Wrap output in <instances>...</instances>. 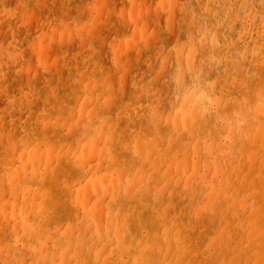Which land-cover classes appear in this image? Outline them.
Segmentation results:
<instances>
[{"label": "bare ground", "instance_id": "1", "mask_svg": "<svg viewBox=\"0 0 264 264\" xmlns=\"http://www.w3.org/2000/svg\"><path fill=\"white\" fill-rule=\"evenodd\" d=\"M47 1L48 0H0V58H2L0 59V89L5 91V93L13 94V96H8L9 106H10L8 107L10 110L8 111L9 112L11 111L12 116L14 114L17 115L15 119L11 120V125L13 126L14 131L7 130L5 127L0 125V204L3 203L4 201L8 202L6 203L8 204V207L7 209H4V210L6 211L9 209L7 213H4L5 211L0 208V264H14L17 261L19 263L24 258V255L27 252V250L30 251L34 249H39V247H42V246H45V248L48 247L50 248V250H53V248H55L54 251H56V254H55L54 261L56 263L54 262V264H62L63 256L65 259L66 258L71 259L72 260L71 263L76 264L79 258L84 255L90 256V262L87 264H94L96 261L103 262L105 260L110 261V264H116L118 261L120 262L122 258H125L127 254L131 253L132 252L131 250L136 245H138V242L134 240V237L131 233L128 223L126 221L120 220L121 216H119L117 212L115 211L117 208L115 207L114 210L111 209L108 212L109 206L107 207V205L102 204L107 199H110L112 201L114 199L112 196H116L115 194L118 195L119 191L121 192V190L125 191L126 186H127L126 183L130 184L129 178L124 179L123 177V173L125 172L126 174H128V170H130L128 168L130 166L129 164L130 161H128L127 157L124 155L125 152L124 153L122 152V150H124V147L121 146L122 140L118 138V137L125 138L126 133L119 134L116 132V134H114L115 127L117 126L118 123H120L118 122V116L113 117L112 115L111 117L106 118L105 114L108 115L109 113L118 112L119 114H122L120 117L121 118L124 117V123L126 124L128 123L129 118L133 114L130 111L132 107H129V105L131 104L134 105V103L138 104V102L134 101V97H136L137 95L144 96L148 94V89L145 87V85L143 84L139 76L138 71L140 70L136 69V67L133 65L131 60H129V63L126 62L127 64H124V65L121 62L124 56L129 57L131 55L132 57L131 50L133 48L134 50L136 49L140 57L145 56L146 53L148 55L151 53L155 54L156 52L154 48L152 49L153 45L151 42V38H153L154 32L149 34L147 32H142L138 30L137 32L134 33V35H132L131 38L126 39L125 41H121L119 44L116 43L112 45L113 46L112 52L116 56L115 64L123 70L121 72V76H122L121 84L127 85V82H128L127 80H129L128 85H127L129 88L127 86L125 87V85L122 86L121 84L119 88H114L113 87L114 85L112 86L111 82L109 81L110 82L109 88L106 93H103V94H106L105 99L110 102V103L109 102L107 103L106 101L104 102L105 104H107L105 106L108 107L105 110L100 109L99 107H89L90 101H91L90 99L91 91H88L83 101V105L80 109V110H83V112L80 113V116L83 119V123H81L80 125L82 127H78L76 129V131L78 132L77 134L74 131V134H75L74 136L77 135L76 137L80 139L78 140V142L80 141L79 142L80 144H78V147L76 149H72L73 147L68 144L67 145L65 144V146H62V145L59 146V141H60L59 138H58L59 141L58 140L54 141V138L60 130L64 129V127L63 129H61L62 128L61 112H63L65 107H68V108L72 107L71 101L69 98L70 91L72 89H75L76 91H78L79 83L83 82L84 80H89V82L91 81V83L92 81H94V83L96 84L94 87H96L97 89L103 88L102 86H100L101 85V75L103 73L102 67L100 65H97L95 69H93L92 66L90 65L91 66V70H90V66H84L85 64L87 65V63L90 62V60L94 61V56L96 57V55L93 54L92 52L94 51L96 47H100L98 45L99 43H102V36L101 34H99L98 30L96 29V25H97V22H95V20H97L96 17L92 18L90 21L85 22L84 25H81L80 23L82 22V19L80 18L79 20L80 14H78L77 12H80L83 10V5L88 3V0H79V2H77V0H66L65 5H68V6L71 5L72 7L73 6L72 4H74L76 7L75 9H77V11L74 10L73 12L70 11L69 9L67 12V18H68V22L70 23L69 26H71V28H69L68 26L65 27V23L62 21L63 25L61 23L56 24V28L54 29L53 33L44 34L42 25L43 23H45V20H43V17H40L39 14H42L45 8L51 6L47 3ZM96 1L95 2L97 4L96 3L95 4L98 6L104 3V0H96ZM141 1L142 0H132V2L129 3L130 5L129 8L131 9V12L134 13V16H138L139 18L140 16L142 17L145 16L144 14L145 12L143 11V9L142 10L140 8L137 9L138 8L137 3H139L140 6L143 5V2ZM186 1L188 3L190 2V6L192 8H191V11H186L187 10L186 8H183L182 10L178 11L179 19H180V28H181L180 36H181V39L183 37L182 35H185V38L193 36L196 39L198 38V40L200 41V44H202L201 46L197 44L195 47L198 50H201L203 48L200 53L197 52L198 56L200 54V57L197 60H198L199 65H202L203 68L205 67V69H203L205 70L203 71V73L205 72V74L203 75L202 73V75L196 78L195 81L192 79L194 78L192 77L194 74L191 76L192 78H190L192 80L190 79L186 80V77H185V80L183 81L184 83L185 81L186 83L187 82L192 83L194 81L193 83L194 85H198V84L201 85L202 88H200L197 95H195L196 93L195 92L193 97L197 96L196 98H194V101L196 99L197 104H199L201 108V111L200 109H199L200 112L198 111L199 114L197 115V117L200 116L199 119L201 120L202 118L201 122L204 121L206 123L207 121L210 120L211 117L215 119L218 118V115L216 114L217 111H214L211 113V110H205V115L202 116V114H204V110H202L204 107L202 106H204L205 102L207 101H208V104L211 105L210 100H209L210 96L215 95L220 90V87L222 85L220 81H214L213 83L209 82L212 76H214L215 74L221 73V71L224 69L227 71L229 70L233 71L232 69L235 68L236 72H234V74L232 75V79L239 86H243L248 78L247 73H249L250 71V68H251L250 66L255 61L260 63L258 65L256 75L258 77L264 76V0H202V1L201 0H186ZM199 1L204 2L205 4L204 9L201 8L200 6L201 3ZM171 2H177V0H161L158 8H161V7L163 8L164 5L166 6L167 3H171ZM12 4H14L15 7ZM72 9L73 8H71V10ZM18 18H20L22 21V28L20 27L21 29L15 28L16 20ZM54 33L56 34L54 35ZM253 33L256 34L255 38L253 37ZM154 37L156 39V36ZM170 37L172 38H168L169 40L173 39V36L170 35ZM74 39H79L80 45L85 49V51L82 54L80 53L76 54L77 53L76 51L74 56L69 57L68 53H70V51L67 52V50H70L72 46L74 47L73 44H75L74 41H76ZM7 41L9 42L5 44V42ZM157 42H155V44ZM22 44L23 45L25 44L27 47L29 46V48L32 49L38 56V59L35 64L36 68L34 70H31L29 67V65L31 64L30 61L28 60L24 61L23 59L20 60L23 54ZM188 44H187V47H189ZM88 46L90 47L88 48ZM186 48L185 50H183L184 52L186 51ZM184 52L182 56L184 55ZM66 54H67V57L65 58L64 56ZM197 55L195 57L198 58ZM182 59L183 58H181V60ZM237 59H238V63L235 66L234 62ZM190 62L193 63L197 61H193L192 59H190ZM182 63H183V60H182ZM173 64L174 63H171L170 66H172ZM220 64H222L223 67H220ZM140 67L142 68V66ZM192 67L197 69V67H195L194 64L192 65ZM183 69H185L184 66H183ZM166 70L169 71L167 67L165 68V71H164L165 73H167ZM184 72H186V70ZM194 72H195V69H194ZM168 73L171 78L173 79L175 78L174 81H176L177 83L180 82L179 80L184 77V76L174 77V75H172L170 71ZM163 75L165 78L168 77V74H163ZM185 76H186V73H185ZM161 77L162 76H160L161 80H158L160 82L163 81L162 80L163 77L162 78ZM39 81L40 82L43 81L47 87H44V88L39 87V84H38ZM123 82H126V83H123ZM164 83L167 84L168 81L165 80ZM164 83H162L161 85L163 86ZM70 85L72 87H69ZM256 86H259V88L263 89L262 87H264V81H261L259 79L256 82ZM12 88H15V91H16L15 94L13 93L14 91ZM49 88L53 89V92L55 93L53 96L51 95V93H49ZM184 88L185 87H183L182 89ZM197 88H199V86ZM47 89H48V93H46ZM243 93L251 94V89H248L244 91ZM77 101H79V99ZM114 102L117 104H114ZM122 102L127 105L124 106ZM237 102H240V101L238 100ZM259 103H257V105L260 106ZM110 104L112 105L114 104L113 106H116V107H112ZM254 104H256V102ZM108 105H110L111 107ZM259 106H257V108ZM247 107L245 105V108ZM185 109L187 110L186 107ZM220 109L218 110V112L220 111ZM189 111L191 112V110ZM250 111L252 110L250 109ZM74 112L77 113V111H74ZM252 112H251V115H253ZM151 114L152 113H149V115ZM149 117L150 119H152L151 116ZM229 119L231 118L229 117ZM147 120L146 122L149 123L150 120L149 121ZM188 121L186 124H188ZM230 121H232V119ZM230 121L229 120L227 121V124H228L227 128L232 125V124L229 125L231 123ZM36 124L40 128V134L42 136L37 135L36 137H32V135H29V131L32 127L34 129V126H36ZM236 125H238V123H236ZM156 127L157 125L155 126V128L153 127L155 132L154 131H153L154 133L151 132L152 136L155 137V139L152 138V140H150L153 143H157V141L159 140L158 139L159 132L156 129ZM124 128L126 129L127 125H125ZM169 131H171V129H169ZM192 132H193V129H192ZM39 137L42 138V141H39L40 139ZM62 140L65 141L64 139ZM75 144L77 145V143ZM128 145L129 147L132 146L129 143ZM201 147L203 148V146ZM67 149H69L70 152L67 153ZM216 149H217V152H219L218 151L219 148H215V152H216ZM222 149L223 147L221 148V150ZM235 149L237 150V148ZM130 151L132 150L130 149ZM204 151L206 152L207 150L205 149ZM204 151L202 152V154H204ZM228 151L229 150H227V152ZM222 153L220 154L219 152L220 157L222 155L223 158L225 157L227 158V155L229 153L226 154V150H222ZM155 154H157V152ZM223 155H226V156H223ZM71 156H74L76 159L74 160L73 158H71ZM259 157H262V156L260 155ZM18 158H19V161H18L19 163H18V166L16 165V168H15L13 164H15V160H18ZM77 159L81 163L82 162L86 164H89L92 162L94 163H92L91 165H88L91 167L85 166L86 168H84L83 166V170L81 172L78 170L77 172L75 171V169L71 170V168H69V167H72V165L77 164L78 162ZM261 159H259L260 162H261ZM109 160H110V163L107 166H105L106 162H108ZM223 166L225 165L223 164ZM261 166L262 165H260V167ZM255 168L259 172L260 169H257V166H255ZM188 170L189 168L187 169V171ZM72 171H75V172H72ZM187 171L185 172V174H187ZM65 172L67 173L72 172V175L74 176L75 180H78L79 183H82V181L85 182L84 180L87 179V183L85 184L86 186L84 188L83 187L80 188L81 190L79 191L77 200L79 203L78 207L81 209L80 210L81 216L80 215L79 216L80 218L81 217L83 218V220L79 218L81 222H85L86 220H88V223L92 222L91 229L89 228L90 229L89 231H87L86 229L83 231L82 225L84 223L81 224L76 219H73V216L71 213V207L74 208V205L72 203L73 201L71 202V199H68L67 201L62 200V193L59 191V188H60L61 180L64 179ZM94 176H97V178H94ZM144 178H146V174ZM208 178L209 177L203 178V179L201 178L202 179V181L200 180L201 182L199 181L200 178L199 179L196 178L195 180L192 179L193 181L192 180L190 181L192 182L195 181V183H193L192 186L191 185L190 186L193 187V185L196 184V180H198L199 185L202 183L204 184V186L206 184H209L210 186V181H208L210 178L209 179ZM204 179H208L207 181L209 183L204 181ZM78 181H77V184H78ZM172 181H171V184L173 183ZM189 182H188V186H189ZM202 184L200 186H202ZM212 184L213 183H211V185ZM199 185L197 188L198 189L202 188ZM75 187L76 186H74L73 188ZM128 188L130 189L132 187L130 186ZM207 189H205V191ZM175 191H174V194H175ZM186 191H190V192L193 191L192 193L194 194V190H190V188ZM178 192L176 191V193ZM163 195H164L163 197H165V193ZM226 195H228V197L226 198L228 202L229 197L230 199L232 197L229 196V192ZM88 196L92 197L90 198L93 200L92 204L89 203L88 201L86 202ZM175 196L176 195H174V197ZM186 197H184V199ZM200 198L198 199V201L200 200ZM165 199H167V197H165ZM212 199H213V196H212ZM214 199H215V195H214ZM230 199L229 201H231ZM210 201L211 200H209V202ZM215 201L218 202L217 200ZM165 202L163 203L164 205H165ZM103 205L106 207H104ZM251 207L249 205V209H251ZM174 208L176 209L175 206ZM219 208L220 207H218V209ZM247 209L248 207H246V210ZM220 215H222V213ZM67 217L70 220V224L66 227V229H64L65 232H62V234H57L56 232L51 230L52 225L58 226L60 223L65 221L64 219ZM243 224L245 225V223ZM161 228L159 229V231L161 230ZM184 228L185 226L183 224L181 226L180 225L177 226L176 228L177 229L176 234L178 235V239H179L178 244L179 242L181 244V246L179 247L180 248L179 250H180V254L182 258L184 257L183 253H185L188 250V248H190L189 243H183L186 238V230ZM172 231H174L173 228H171V232ZM171 232L169 231V233ZM172 239L173 238H171V240ZM244 244L245 243H243L242 245ZM172 246L174 245L172 244ZM173 248L175 249V246ZM216 250H218V248ZM88 252L89 254H87ZM156 253H157V256L160 255L159 252H156ZM229 253L230 252L227 253L226 257H228ZM175 254L176 253H174V260L176 261L180 254L179 255H175ZM140 257H141V260L146 263H150V260L156 261L151 257H146V255L140 256ZM158 258H161V257H158ZM59 260H60V263H59ZM65 261L67 262V260ZM49 262L50 260L47 263ZM250 262L252 261L250 260ZM82 264H86V262L83 261ZM152 264H156V263L153 262ZM219 264H222V263L219 262Z\"/></svg>", "mask_w": 264, "mask_h": 264}, {"label": "rangeland", "instance_id": "2", "mask_svg": "<svg viewBox=\"0 0 264 264\" xmlns=\"http://www.w3.org/2000/svg\"><path fill=\"white\" fill-rule=\"evenodd\" d=\"M95 1L96 0H88V3L83 5V10L77 13L80 14L79 20L80 18L82 19V22H80L81 25H84L85 22L90 21L94 17H96L97 19L95 20V22H97L96 29L98 30L99 34H101L102 36V43H99L98 46L100 47H96L92 52L93 54L96 55V57L94 56V61L90 60V62H88L87 65L85 64L84 66L91 65L93 69H95L97 65H100L102 67L103 73L101 75L100 86H102L103 88L97 89L96 87H94L96 85L94 81H92L91 83V81L89 82V80H84L83 82L79 83L78 91H76L75 89H72L70 91L69 98L72 107L69 108L65 107L63 112H61V118H62L61 129H63V127L64 129L60 130L54 138V141L58 140L59 138L60 140V141L58 140L59 146L60 145L65 146V144L66 145L68 144L73 147L72 149H76L78 147V144H80L79 143L80 141L78 142V140L80 139L76 137L77 135L74 136L75 135L74 131L77 134L78 132L76 131V129L78 127H82L80 125L81 123H83V119L81 118L80 113H82L83 110L80 109L83 105V101L88 91H91V95H90L91 101L89 107H99L100 109L105 110L108 107L105 106L107 104H105L104 102L106 101L108 103L109 101L105 99L106 94L103 93L107 92L110 82L112 86L114 85L113 86L114 88H119L122 82L121 72L123 70L115 64L116 56L112 52V47H113L112 45L116 43L119 44L121 41H125L126 39L131 38L132 35H134V33L137 32L138 30L142 32H147L149 34L154 32V36H156V39L154 36L153 38H151V42L153 45L152 49L154 48L156 52L155 54L151 53L148 55L146 53L145 56L140 57L136 49L134 50L133 48L131 50L132 57L131 55L129 57L124 56L121 62L124 65L129 63V60H131L133 65L136 67V69L140 70L138 71V73L143 84L148 89V94L144 96L137 95L136 97H134V101L138 102V104L134 103V105L132 104L129 105V107H132L130 111L133 114L129 118L128 123L126 124L124 123V117L121 118L120 116L122 114H119L118 112L109 113L108 115L105 114L106 118H109L112 115L113 117L118 116V122L120 123H118L117 126L115 127L114 134H116V132L119 134L126 133L125 138L118 137L117 135L116 136L122 140L121 146L124 147V150H122V152L123 153L125 152L124 155L127 157V160L130 161L129 162L130 166L128 167L130 170L127 169L128 174H126L125 172L123 173L124 179L129 178L130 184L126 183L127 186L125 191L121 190V192L119 191L118 195L115 194L116 196H112L114 198L112 201L110 199H107L106 201L104 200L105 202L102 201L104 203L102 202L101 203L107 205V207L109 206L108 212L111 209L114 210L115 207L117 208L115 211L119 216H121L120 220L126 221L128 223V226L131 230L134 240L138 242V245H136L131 250L132 252L127 254L125 258H122L120 262L118 261L116 264H124V263L152 264L153 262H155L156 264H219V262H221L222 264L223 262L224 264H241V263L264 264V179H263L264 178V161H263L264 160L263 159L264 158L263 155L264 154V98H262L264 97V87H262L263 89H261L259 88V86H256V82L259 79L261 81H264V76L258 77L256 75V71L260 63L255 61L254 63L251 64L250 71L249 73H247L248 78L243 86H239L232 79V75L234 74V72H236L235 68L232 69L233 71L229 70L230 72L224 69L221 71V73L212 76L209 82L213 83L214 81H220L222 85L220 87V90L215 95L210 96L209 100L211 105H209L207 101L205 102L204 106H202L204 107L202 109L204 110V114H202V116L205 115V110H211V113L217 111L216 114L218 115V118L215 119L211 117L210 120L207 121L206 123L204 121L201 122L202 118L200 120L199 119L200 116L197 117V115L201 111V108L200 105L197 104L196 99L194 101V98H196L197 96L196 97L193 96L195 92H196L195 95H197L198 91L202 87L200 84L194 85L193 83L195 79L200 77L203 71H205L203 70L205 69V67L203 68L202 65H199L197 60L200 57V54L199 56L197 54L200 53L203 48L201 50H198L195 47L197 44L199 46L202 45L200 44L198 38L196 39L193 36L185 38V35H182L183 36L182 37L183 40H182L180 36L181 28H180V19H179L178 11L182 10L183 8H186L187 9L186 11H191L192 7L190 6V2L188 3L186 0H177V2L167 3L166 6L164 5L163 8L162 7L158 8L161 0H142L141 2H143V5L140 6V4L137 3V7H138L137 9L139 8L141 10L143 9V11L145 12L144 13L145 16L143 17L140 16L139 18L138 16H134V13H132L131 9L129 8L130 7L129 3H131L132 0H104V3H102V5L100 6L96 5L97 1L96 2ZM77 2H79V0H77ZM47 3L51 6L45 8L42 14H39V16L43 17V20H45V23H43L42 25L43 33L44 34L53 33L54 29L56 28V24L61 23L63 25L62 21L65 23V27L68 26L69 28H71V26H69L70 23L68 22L67 12L69 9L72 12L74 10L77 11V9H75L76 8L75 5L72 4L73 5L72 7L71 5L70 6L65 5L66 0H48ZM200 3H201L200 4L201 8L204 9L205 7L204 2H200ZM71 8L73 9L71 10ZM19 19L20 18L16 20V24H15L16 29H19L20 27L22 28V21L21 19L20 20ZM55 34L56 33H54V35ZM170 35L173 36V39L169 40L168 38H172L170 37ZM253 37L255 38L256 34L253 33ZM74 40H76L74 41L75 44H73L74 47L71 45L72 48L70 47L71 49L67 50V52L70 51V53H68L69 57L74 56L76 51H77L76 54L78 53L82 54L85 51V49L80 45L79 39H74ZM8 42L9 41L5 42V44ZM155 42L157 43L155 44ZM187 44L190 47V49L189 47H187ZM25 46H26L25 44L24 45L22 44L23 54L20 60L23 59L24 61L27 60L30 61L31 64L29 65V67L31 70H34L36 68L35 64L38 59V56L32 49L29 48V46L28 47ZM89 47L90 46H88V48ZM185 48L186 51L184 52L183 50H185ZM183 52L184 55L182 56ZM196 55L198 56V58L195 57ZM64 57L66 58L67 54ZM181 58H183L182 59L183 63ZM190 59L197 62L191 63ZM171 63L174 64L170 66ZM237 63H238V59L234 62V65L236 66ZM193 64L195 65V67H197V69L192 67ZM91 66H90V70H91ZM140 66H142V68ZM183 66L185 69H183ZM166 67L171 72V74L174 75V77L184 76L183 77L184 79L181 78L179 80L180 82L177 83L176 81H174L175 78L173 79L170 77L168 73L169 71L166 70L167 73L164 72ZM220 67H223V65L220 64ZM172 70L175 72H173ZM183 70L184 71L186 70V72H184ZM163 74H168V77L165 75L167 77L165 78ZM204 74L205 72L203 73V75ZM160 76L163 77L162 79L163 81L161 82L164 83V81L167 80L168 85L165 83L163 84V86L161 85L162 83L158 81L161 80ZM191 76L194 78H192ZM185 77L186 80L192 78L194 81L192 83L187 82L188 84L185 81L186 83L185 84L183 81L185 80ZM127 81L129 82V80ZM38 84L39 87H43V88L47 87L43 81L42 82L39 81ZM154 84L157 85L155 86ZM121 85L122 86L125 85V87L127 86L126 84H121ZM198 86L199 88H197ZM69 87L72 86L70 85ZM183 87L185 88L182 89ZM12 89L14 91L13 93L15 94L16 93L15 88ZM248 89H251V94L243 93ZM46 93H48V89ZM49 93H51L52 96L55 94L52 88H49ZM8 96H13V94L5 93V91L0 89V125L5 127L7 130L14 131V128L11 125V120L15 119L17 115L14 114L12 116L11 111L10 112L8 111L10 110L8 108L10 107ZM78 99L79 101H77ZM238 100L240 102H237ZM255 102L256 104H254ZM257 103H259L260 106L257 105ZM114 104L117 103L114 102ZM110 105L112 107H116L113 106L112 104ZM125 105L127 104H124V106ZM170 105L173 107H171ZM184 105L187 108V110L189 109L191 110V112L189 110L187 111ZM245 105L246 107L248 105V107L245 108ZM257 106L259 107L257 108ZM219 109L220 111L218 112ZM250 109L253 112L250 111ZM74 111H77V113ZM227 111L229 112L230 115L228 114ZM251 112L253 115H251ZM149 113L152 114L149 115ZM149 116H151L152 119H150ZM229 117L232 119V121H230L231 119H229ZM145 119L146 120L148 119L147 121L150 120L149 123L146 122ZM228 120L231 122L229 125L232 124L230 126L232 128L230 127L227 128ZM187 121L188 124H186ZM236 123H238V125H236ZM155 124L157 125L156 129L159 132L158 134L159 140L158 141L156 140L157 143L160 142L158 144L150 141L152 140V138L155 139V137H153L151 133L153 131L155 132L154 130L156 126ZM125 125H127L126 129L124 128ZM169 129H171V131H169ZM29 135H32V137H36L37 135L42 136L40 134V128L37 124L36 126H34V129L33 127L30 129ZM63 135L65 136V138ZM39 138H40L39 141H42V138L41 137ZM62 139H64L65 141H63ZM75 143H77V145ZM128 143L131 144L132 146L129 147ZM201 146H203V148ZM222 147H223L222 150H226V154L229 153L228 154L229 156L227 155V158L226 157L223 158L222 155L221 157L223 159L220 157V154L222 153L221 150ZM215 148H219L218 151L220 152V154L219 152H217V149L215 152ZM235 148H237V150ZM130 149L133 152L130 151ZM153 149L154 150L156 149L155 151L157 152L158 155L155 154L156 152ZM203 149L204 150L206 149L207 151L205 152ZM227 150H229L230 152L229 151L227 152ZM203 151L204 154H202ZM68 152H70L69 149H67V153ZM187 155L190 157H188ZM260 155L262 157H259ZM71 158H73L74 160L76 159L74 156H71ZM259 159H261V162L259 161ZM18 161L19 158L18 160H15V164H13L15 168L16 165L18 166L19 163ZM77 161H78L77 164H74L72 165V167H69L71 168V170L75 169V171L77 172L78 170L81 172L83 170V166L84 168H86L85 166L91 167L88 165L94 163V162L89 164L83 162L81 163L79 162L78 159ZM109 163L110 160L106 162L105 166H107ZM223 164L225 166H223ZM260 165L262 166L260 167ZM255 166H257V169H260L259 172L258 170H256ZM188 168L189 170L187 171ZM186 171L187 174H185ZM72 172L70 173L65 172L64 179H62L60 182L59 191L62 193V200L67 201L68 199H71V202L73 201L72 203L74 205V208L71 207V213L73 219H76L81 224L84 223L82 225L83 231L85 229L89 231L91 229L92 222L88 223V220H86L85 222H81L83 218L82 217L80 218L81 209L78 207L79 203L77 200V196L79 194V191L81 190L80 188L81 187L84 188L86 186L85 184L87 183V179L85 180L83 179L85 182L82 181V183H79L78 180H75L74 176L72 175ZM180 173H182L183 175ZM145 174H146V178H144ZM206 176L209 177L211 180L208 178L209 180L204 179V181L206 182L210 181V186L209 184H206L204 186V184L202 183H201L202 186H200L201 184L199 185L198 180H196V184H194L193 187H191L192 184L195 183V181L192 182L193 180H195L196 178L197 179L200 178L199 181L200 180L202 181L203 178H207ZM94 178H97V176H94ZM171 181L173 182L172 183L173 185L171 184ZM188 182H189V186L191 185L190 187L188 186ZM211 183H213L212 184L213 187ZM73 185L76 186L75 187L76 189L73 188L74 187ZM198 185L202 188L198 189L197 188ZM130 186L132 188L129 189L128 187ZM189 188L190 190H194V194L192 193L193 191L191 192L186 191ZM174 189L177 192L178 191L179 192L176 193ZM205 189H207L206 190L207 193ZM228 192H229V196H231L233 199L232 198L230 199L229 197L231 201H229L228 199L227 202L226 198L228 197V195L226 194H228ZM164 193L167 199L163 197ZM174 195H176L175 196L176 198L174 197ZM214 195H215V199H214ZM178 196L181 197L179 198ZM186 196H188L189 198ZM184 197H186L185 199L187 200H185ZM90 198L92 197L88 196L86 202L88 201L89 203L92 204L93 200ZM199 198H200L199 200L200 202L198 201ZM209 200H211L210 201L211 203L209 202ZM215 200H217L218 202H216ZM164 202L165 205L163 204ZM6 203L8 202L4 201L3 203L0 204V208L2 210L7 209L8 204ZM209 205L212 208H210ZM249 205L250 207L252 206L251 209H249ZM174 206L176 207V209L174 208ZM218 207L220 208L218 209ZM246 207H248L247 210ZM8 211L9 209L6 210L4 213H7ZM221 213L222 215H220ZM64 220L66 222L63 221L58 226L52 225L51 230L56 232L57 234H62V232H65L64 229H66V227L70 224V220L68 217L65 218ZM243 223H245V225ZM178 224L180 226L182 224L185 226L184 229L186 230V238L185 240L183 239L184 240L183 243H189V247H190V248L187 247L188 250L185 253H183L184 255L183 258L179 250L181 244L180 242L178 244L179 239H178V235L176 234L177 233L176 228L177 226H179ZM160 228L161 230L159 231ZM171 228H173L174 231L171 232ZM169 231L171 233H169ZM171 238L173 239L171 240ZM243 243L245 244L242 245ZM172 244L175 246L176 250L173 248L174 246H172ZM217 248L218 250H216ZM54 250L55 248H53V250H50V248L48 247L45 248V246L39 247V249H34L30 251L27 250V252L24 255V258L19 263L17 261L14 264H39V263L54 264L55 262L54 258L56 254V251ZM156 252H159L160 255L157 256ZM228 252L230 253L228 257H226ZM174 253H176L175 255L180 254L176 261L174 260ZM87 254H89V252ZM144 255H146V257H151L156 261L150 260V263L143 262L140 256H144ZM49 260L50 262L47 263ZM62 260H63L62 264H73L71 263L72 261L71 259H67V258L65 259L64 256L62 257ZM65 260H67V262ZM250 260L252 262H250ZM83 261L86 262V264L89 263L90 256L84 255L80 257L79 260L76 262V264H82ZM94 264H110V261L107 260L103 262L96 261Z\"/></svg>", "mask_w": 264, "mask_h": 264}]
</instances>
